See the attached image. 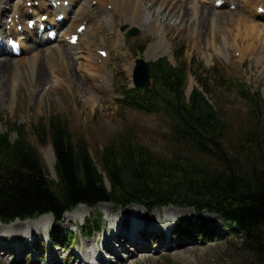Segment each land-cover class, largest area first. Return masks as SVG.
Masks as SVG:
<instances>
[{
	"label": "rangeland",
	"instance_id": "rangeland-1",
	"mask_svg": "<svg viewBox=\"0 0 264 264\" xmlns=\"http://www.w3.org/2000/svg\"><path fill=\"white\" fill-rule=\"evenodd\" d=\"M86 1L83 0L82 4ZM193 1L205 10L204 0ZM256 1L259 2L257 5L262 2V0ZM149 2L150 0H146V6L150 4ZM93 3L94 5L96 3L97 9L101 7L104 11L101 14V26L97 27V23L93 30L90 29L91 27L87 29V32L90 29L88 40H84L79 48L72 50L74 58L72 66L62 61L60 55L54 57V65L50 62H47L46 66L41 65L40 68L51 77L50 83L44 87L46 91L35 92V87L31 85L33 70L30 64L27 65L31 63L30 60L33 59L34 54L39 55L42 60V51L26 53L21 60H18L24 63V66L20 67L21 70L10 69L5 72L11 85L9 90L7 85V98H0V133L9 134L11 141L15 142L19 137L15 126L24 127L27 140L37 149L39 148L49 175L54 181H57L55 154L51 145L47 148L38 145L36 127L57 117L66 121L75 141L85 140L94 154L110 148L116 140L134 139L139 147L150 151L156 158L173 160L189 157L216 168L220 162L214 156H202L191 150L189 146L182 147L176 143L174 128L167 114L150 115L121 103L123 92L135 89L133 77L138 60L144 59L150 63L167 58L175 67L187 63L194 70H200L198 67L203 65L207 72L215 69L220 73L219 76L210 79L209 92H204L202 89L201 91L210 105L222 116L225 124V135L222 142L226 152L232 161L237 160L245 164L247 154L243 144L246 140L251 136L264 140V40L254 35L243 19H240L242 17L251 21L256 13L254 12L256 6L246 8L244 0H236V6L239 9L232 11L225 8L222 11H216V17L213 14V16L206 15L202 21L204 29L202 31L199 13L197 11L194 13L195 11L192 10L195 6L193 3L189 5L190 16L185 20L182 19L178 9L171 17L169 13L165 16L164 14L157 16L156 8H160L162 0H159L158 5L153 8L144 5L143 16L136 21L134 26H131L132 23L123 14L121 15L118 9V11L115 9L112 5L115 3L105 5L106 7L99 6L98 0H94ZM174 4L177 5V2ZM108 6L113 7L114 10L108 11ZM9 13L11 12L9 11L2 21V29L10 16ZM73 16L74 14L72 18ZM263 18L259 16L257 22L264 25V21H261ZM73 22L71 20L60 28L61 35ZM97 22H100V19ZM151 23L154 28L151 27ZM163 25L164 27L170 26L171 30L164 32ZM123 28H126L124 32ZM134 30L138 32L137 35L126 38ZM59 46H62V43L56 44V47ZM90 46L91 52L88 50ZM182 46L185 49L184 57L178 61L176 58L177 55L182 54ZM102 49L108 52L110 61H107V64L95 58L99 67L103 64L107 66V72L102 70L103 78L97 79L100 80L101 85L105 86L100 91L93 89L96 82L89 84L86 80L94 72L89 66V62L93 59L91 55L99 57L97 51H103ZM44 55L46 59L49 58L48 51ZM13 61L15 62L16 59ZM130 67H132L131 73ZM54 70L58 71L59 76L54 75ZM75 75L78 76V80L74 77ZM107 83L109 85H106ZM241 84L252 95L261 96V101L256 108L239 95L237 86ZM87 85L90 90L93 89L90 94L94 98L89 97L83 91L88 90ZM198 87L195 78L190 76L187 97L190 98L193 90ZM257 154V150L251 151V157L253 155L258 157ZM82 208L87 211L86 215L74 221V224L80 225L77 231L73 226L54 224L52 219L49 231H40L39 234L43 238L59 232L64 236L68 232L71 234V241L65 242L66 244L72 242L74 247H83L85 251H88V246L93 245L91 242L97 240L96 237V239L86 238L90 233L86 229L88 223H96V228L105 230L108 225L102 222L100 215L108 218L110 215L108 211L111 209L116 211L115 214L118 213L119 219L126 218L121 209L109 204L99 205L95 209ZM123 211L128 213L127 209ZM141 213L149 226L157 225L158 216H166L172 220L180 219L184 228L186 223L191 221L193 224L189 229L191 234L179 235L170 242L158 239L154 242L155 245L151 242L144 243L143 240L137 241L136 243L141 246L143 244L151 252L139 254L133 245H128V252L134 258L131 257L132 259L129 258V260L124 258V263L111 259L113 264H256L254 257L245 250L242 238L233 233V230L229 229L230 225L217 215H198L192 209L175 207H169L155 214H149L143 210ZM69 215L64 216L65 223ZM125 221L128 222L127 219ZM5 228L7 227L0 224V230ZM113 243L110 242L107 246L111 247ZM101 248L102 246L100 250ZM23 252L18 250L15 244L7 246L4 243V248L0 251V256L4 259L0 264H55L51 258H47L48 255L47 257L42 256V261L37 262L30 259L27 254L23 257ZM52 253L55 254V252ZM68 254L71 255L70 252ZM123 256L128 257L125 254ZM107 262L105 264H110ZM56 264L65 263L58 256Z\"/></svg>",
	"mask_w": 264,
	"mask_h": 264
},
{
	"label": "trees",
	"instance_id": "trees-1",
	"mask_svg": "<svg viewBox=\"0 0 264 264\" xmlns=\"http://www.w3.org/2000/svg\"><path fill=\"white\" fill-rule=\"evenodd\" d=\"M180 61L185 49L181 47ZM175 67L167 58L150 63L152 87L125 90L121 103L150 115L167 114L176 143L202 156H214L219 166L209 167L189 157L165 160L139 147L134 139L116 140L96 154L85 140L75 141L66 121L53 118L36 127L38 145L52 149L57 181L51 179L42 154L15 126L18 140L0 133V222L38 220L51 215L63 220L79 206L96 208L106 203L132 205L148 212L187 208L196 214L217 215L243 240L256 264H264V140L251 136L243 144L246 163L231 160L223 145L225 124L207 101L211 78L220 75L200 65ZM199 85L187 97L189 78ZM238 93L255 108L261 101L239 85ZM257 150L251 157V151ZM93 234L95 227L88 224ZM179 233L184 230L179 229ZM208 232V231H207Z\"/></svg>",
	"mask_w": 264,
	"mask_h": 264
},
{
	"label": "bare ground",
	"instance_id": "bare-ground-1",
	"mask_svg": "<svg viewBox=\"0 0 264 264\" xmlns=\"http://www.w3.org/2000/svg\"><path fill=\"white\" fill-rule=\"evenodd\" d=\"M34 2L35 4L37 2H39L41 4L40 8H34L33 11L31 12V10L27 7L28 6V2ZM52 1H60V0H0V37L1 36H5L6 32H2V21L4 20V17L6 16V14L10 11L12 12L13 8H17L15 12H13L12 16H8V19L11 17L14 19V16L16 14H20V18L21 21L25 22V20H27L26 14L30 15L32 14L33 17L38 18L41 15H43V13L47 14V15H53V22H51V24L58 28L61 27V25L56 24L55 19L57 17H59L60 14L66 15V21L64 22L63 25H65L68 22H71L72 20V24L71 26H68V29L66 30V33L60 37L57 38V40L55 41V43H46L44 41V38L46 37V34L41 35L38 34V32H30L28 31L27 35H26V41L23 43V50L25 53L28 52H33L35 53L42 51V55H43V59L44 62H42L41 57L37 54L33 55V59L30 60L31 63H27V65L30 64L31 70H33V76H32V80H31V85L35 87V92L39 93L41 91H46V89H44V87L47 85V83H50L51 81V77L50 75L47 74L46 71H44L41 67V65L47 64V62L53 63L54 65V57H57L58 55L61 56L62 61H66L70 66H72V62L74 61V58L72 57V49L73 47H71L69 44L66 43V37L67 36H72L73 34L76 33L77 29L83 25L84 22L88 23V28L92 29L94 28V26L97 24V27L100 25L101 26V20H102V16L101 14L104 13L103 9H101V7L99 9L94 8L93 6V1H89L87 0L84 4H82L83 0H69L71 3V7L73 9L74 12V16L72 18L71 15H68V9L62 7L61 11H52ZM62 3H64L65 0H61ZM108 1H110L111 3H115L112 4L115 9L119 10V13L122 15H124V17L130 22L132 23L131 26H134V24H136V21L141 19V17L143 16L142 12H143V8L146 6V0H98V4L100 3L99 6H105V5H110L111 3H109ZM159 0H150V4L147 5L146 7L149 8H153L154 6H157ZM177 2V5L173 3ZM194 1L193 0H162V3L160 5V8H156L157 9V16H161L164 14V16L169 13V16H173V14H175V10L178 9L179 10V14L181 15L182 19L185 20L187 17H189V13L190 12V7L189 5L192 4ZM245 2V6L246 8H253V6L255 5V9L254 12L255 15L252 17L251 21L249 19H244V18H240L241 20L243 19V21L247 24V28H250V30L252 31V33L256 36H260L263 40H264V25L263 24H259L257 21L259 20V14H258V10L260 7H264V0H262L261 4L257 5L256 0H244ZM15 3V4H14ZM214 3L215 1L213 0H204V4L206 5L204 8H200L198 3H193L195 6L192 10H194V13H199V21L201 24V29L202 31H204L203 29V23L202 21L205 19L206 15L208 16H213L216 17L217 12L214 9ZM234 4L236 5V0H231L230 2H228L227 5H231ZM263 4V6H261ZM14 5V7H13ZM24 5L25 9L22 8V6ZM145 5V6H144ZM151 6V7H150ZM173 6V8H171ZM192 6V5H191ZM106 7V6H105ZM106 9V8H105ZM108 9V8H107ZM239 9V7L237 8ZM117 10V11H118ZM224 10V8L222 9ZM197 11V12H196ZM97 12V13H96ZM147 12V11H146ZM10 14V13H9ZM213 14V15H212ZM194 16V15H193ZM261 17H264L261 16ZM154 18V17H153ZM156 18V17H155ZM175 18V17H174ZM194 18V17H193ZM100 19V22H97ZM192 19V18H191ZM143 20V19H142ZM172 20V19H171ZM6 21V22H7ZM187 21V20H186ZM189 21V19H188ZM215 21V20H213ZM240 21V20H239ZM264 21V18L261 20ZM185 22V21H184ZM4 23V22H3ZM177 23V22H176ZM188 23V22H187ZM8 24V23H7ZM62 25V26H63ZM166 26V25H165ZM172 26V25H171ZM210 26V23L208 24V27ZM145 27V26H144ZM151 27L154 28L153 24L151 23ZM164 27V25H163ZM173 27V26H172ZM175 28V27H174ZM89 29V31H90ZM171 28L170 26H166L163 28V31H170ZM89 31L84 33L83 37L80 39L79 45L77 46V48H79L82 44V42L84 40H88L89 38ZM15 33L17 34V32L15 31ZM95 34H97V32H94ZM93 35V34H92ZM95 36V35H94ZM249 36V35H248ZM247 36V37H248ZM97 37V36H96ZM260 39V40H262ZM258 40V39H257ZM58 43H62V46L56 47V44ZM263 45V43H262ZM103 47H105V45H103ZM42 48L41 50H38ZM5 48H0V98H7V92L9 90L10 87V82L9 80H7V76L6 73L7 71H9L10 69H22L20 67L24 66V63H22L21 61H18L19 59L21 60L24 57V53L21 55L20 58H16V61L14 62L13 57L7 55V51ZM99 49V47H98ZM249 49V48H248ZM89 52L92 51V48L90 46V49H88ZM48 51L49 52V58L46 59L45 58V52ZM101 51V50H100ZM39 54V53H38ZM93 57V59L89 62V66L92 68V70L94 71L93 74L89 75V77L87 78L86 82L90 84V82H96L97 84H95L93 86V89H104L105 86L101 85V83L97 80V79H102L103 77L102 75V70L104 69L107 72V66L106 64H103L101 67H99V65L97 64L98 59L102 60L101 57H98L97 55H91ZM5 58V59H3ZM12 58V59H10ZM95 58L97 59V61L95 62ZM149 59V58H148ZM109 62L110 61V55H108V58L105 60V62ZM149 61V60H148ZM107 62V64H108ZM52 65V64H51ZM51 72V71H50ZM101 72V73H100ZM132 72V67H130V73ZM54 75L55 76H59V73L57 70H54ZM108 73H106L107 75ZM105 75V74H104ZM77 80L79 79L77 75L74 76ZM96 77V79H95ZM107 80V79H106ZM53 81V80H52ZM7 85H8V90H7ZM106 85H109L108 83ZM90 86V85H89ZM88 88V85L86 86ZM91 88V90L88 88V90H83L85 91L89 97L94 98L93 95H91L90 93L93 90ZM41 90V91H40ZM101 91V90H100ZM10 92V91H9ZM94 94V93H93ZM98 98V97H97ZM90 101H94L93 99H89ZM85 207V206H82ZM80 207V208H82ZM78 208V209H80ZM87 208V207H86ZM76 210L74 213L70 214L69 217H66V223L65 226H72L74 224V221L77 219V217H83V215H86V209H80V210ZM143 209H141L138 206H134L128 209V215H133L134 213H137L139 217L144 218L143 214L141 213ZM110 216L111 215H117L115 214V210L111 209L108 211ZM122 212H124L122 210ZM144 212V210H143ZM141 213V214H139ZM149 213V212H148ZM159 217V216H158ZM65 218V219H66ZM128 220V218H126ZM125 219V220H126ZM123 221L122 224L124 226H126L127 221ZM52 222V217L51 216H44L41 219H39L38 221H28V222H16L10 226H5L7 228L0 230V233L4 236L7 237L8 235H14V237H19L22 233H24V230H35L36 226H41L44 229H47L48 226L50 225V223ZM111 223V222H109ZM1 224V223H0ZM156 224V223H155ZM30 236V235H28ZM133 236V235H131ZM130 239V237H128ZM132 244L133 247L137 249V251L139 252V254L141 253H146V252H151L149 251L148 247H145L143 244L142 246L138 243H136V239H132ZM93 245H89L88 249H89V261L88 262H92L90 264H105L107 261L106 259H104L103 257H100L99 259V253H100V247H99V243L98 241L94 240ZM3 244L4 242L1 240L0 241V251L3 249ZM92 247V248H90ZM128 246L123 245L122 247V255L119 257H115L113 259L118 260L119 263H124V258H127V260H129V258L133 257V255H130V252H128ZM107 249L110 250V246H107ZM116 253V252H115ZM26 252H23L22 256L26 257ZM128 255V257H124L123 255ZM109 256H106L105 258H108ZM2 259L0 256V263L2 261ZM19 259V258H18ZM53 261L58 262V260L56 261V256L52 257ZM132 259V258H131ZM40 260V259H39ZM108 263V262H107Z\"/></svg>",
	"mask_w": 264,
	"mask_h": 264
},
{
	"label": "water",
	"instance_id": "water-1",
	"mask_svg": "<svg viewBox=\"0 0 264 264\" xmlns=\"http://www.w3.org/2000/svg\"><path fill=\"white\" fill-rule=\"evenodd\" d=\"M137 31L129 34L128 38L137 35ZM134 87L137 89H149L152 86L150 66L146 60H138L133 77Z\"/></svg>",
	"mask_w": 264,
	"mask_h": 264
}]
</instances>
